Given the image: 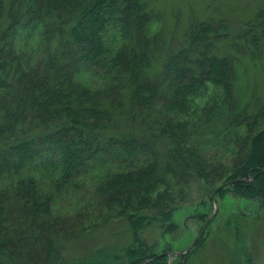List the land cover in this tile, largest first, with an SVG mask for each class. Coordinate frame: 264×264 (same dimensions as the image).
Returning a JSON list of instances; mask_svg holds the SVG:
<instances>
[{"label": "trees", "instance_id": "obj_1", "mask_svg": "<svg viewBox=\"0 0 264 264\" xmlns=\"http://www.w3.org/2000/svg\"><path fill=\"white\" fill-rule=\"evenodd\" d=\"M150 1L0 0V264H57L116 219L132 236L128 263L89 264H169L142 232L176 230L192 183L213 199L235 180L218 196L264 204V83L244 64L238 86L221 22H195L166 49ZM241 41L264 78V7Z\"/></svg>", "mask_w": 264, "mask_h": 264}, {"label": "rangeland", "instance_id": "obj_2", "mask_svg": "<svg viewBox=\"0 0 264 264\" xmlns=\"http://www.w3.org/2000/svg\"><path fill=\"white\" fill-rule=\"evenodd\" d=\"M150 5L156 14L155 29L164 34L166 49L182 41L188 27L195 22L208 20L227 25L231 36L230 39L219 41L218 52H234V54L240 52L238 56L240 63L236 64L240 76L237 80L238 86H246L248 80L253 79L254 76L259 88L261 83L263 85L264 78L260 67L251 62L249 55L244 53V42H239V38L245 31V25L264 7V0H151ZM233 36L236 37L234 42H232ZM237 41L239 43H236ZM244 64H247L245 68L248 69L249 79L244 76L246 72ZM211 144L210 151L215 153L214 141ZM221 184L223 182L216 184L212 196ZM203 189L199 183L190 185L188 200L186 198L181 202L182 206L174 217L176 230L168 232L157 225H150L142 232L144 239L149 244L156 245L153 248L156 251L168 250L169 264H249L251 262L250 257L248 258L249 252L258 261L255 262L256 264H264V204L236 197L228 190L224 197H217L218 208H216L215 201L210 199L207 196L209 193ZM203 198H206L205 203L201 202ZM76 204V200L69 198L65 200L64 208L68 210ZM215 211H217L216 216L206 227L204 233L206 238L196 247L197 251L192 255H181L199 234L207 218ZM122 221L124 219L113 220L115 229L110 228L111 231L108 228L93 231L85 240L81 239L77 244L74 243L75 241L68 242L57 264H89L91 258L108 254L118 255L119 259L128 263L125 251L132 236L127 229L119 231L124 229H122ZM230 231L239 234L243 240L246 238L244 244L248 245L245 249L243 245L242 250L240 248L236 250L234 240L231 243ZM102 244L105 247L102 253L92 255V247L97 248ZM108 245L110 246L107 247ZM234 250L239 251L238 254L232 255ZM175 252L178 254L175 255ZM90 255L92 256L87 258ZM101 259L105 258L101 257ZM115 264L121 262L117 261Z\"/></svg>", "mask_w": 264, "mask_h": 264}, {"label": "water", "instance_id": "obj_3", "mask_svg": "<svg viewBox=\"0 0 264 264\" xmlns=\"http://www.w3.org/2000/svg\"><path fill=\"white\" fill-rule=\"evenodd\" d=\"M234 182H235V180L227 181V182L223 183L221 186H219L216 189V191L213 194V199L215 201L216 208H218V206H217V193L220 191V189H222V188H224L226 186H229V185L233 184ZM216 212L217 211H215V213L212 216H210V217L207 218V220L204 223L201 231L199 232V234L197 235V237L195 238V240L193 241V243L186 249V252L189 251V249L202 237V235L204 234V232L206 230V227H207L208 223L210 222L211 218H213L216 215ZM175 253H177V252H175Z\"/></svg>", "mask_w": 264, "mask_h": 264}]
</instances>
